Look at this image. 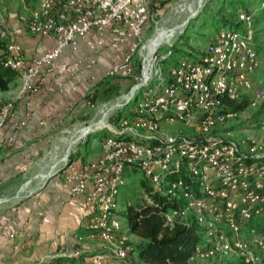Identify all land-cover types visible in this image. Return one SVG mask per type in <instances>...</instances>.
I'll return each instance as SVG.
<instances>
[{
  "label": "built area",
  "instance_id": "2783aa9c",
  "mask_svg": "<svg viewBox=\"0 0 264 264\" xmlns=\"http://www.w3.org/2000/svg\"><path fill=\"white\" fill-rule=\"evenodd\" d=\"M184 3L38 0L37 8L20 20L29 36L47 38L50 46L29 60L17 43V29L5 26L0 13V63L17 75L20 84L15 98L0 107V129L12 116L15 102L24 110L17 125L24 126L38 84L53 73L65 51L83 46L90 55L85 67L90 68L100 50H105L118 60L105 70L104 78L130 79L125 93L97 106L87 125L89 133L80 132L84 127L71 130L74 143L105 131L99 156L76 165L67 158V148L63 159L46 172L45 180L60 176L70 198L80 202L87 212L84 238L99 247L82 248V238H76L67 248L33 257L32 264H129L131 246L115 216V197L124 186L127 169L141 173L142 202L156 208L163 227L180 224L196 229L200 244L188 262L236 259L240 264H264V239L255 236L252 228L264 214V155L252 140L233 143L215 132L230 114L223 100L239 101L250 88L247 75L256 66L251 17L238 13L243 31L219 32L198 57L178 61L163 77L158 64L171 56L172 37L149 49V42L163 30L156 29L142 44L143 30L162 7ZM162 46L168 49L159 56ZM134 52L139 54L138 68L130 61ZM65 69L71 73L74 67ZM152 82L151 94L142 92L136 101L135 93ZM262 101L264 91L255 89L248 105ZM129 104L133 107L128 117L116 118L115 112ZM86 105L92 107L89 101ZM174 121L194 129L197 137L187 139L161 130L160 123ZM261 123L264 126V120ZM11 140L0 135V144ZM242 228H247V238H240Z\"/></svg>",
  "mask_w": 264,
  "mask_h": 264
},
{
  "label": "rangeland",
  "instance_id": "374dc122",
  "mask_svg": "<svg viewBox=\"0 0 264 264\" xmlns=\"http://www.w3.org/2000/svg\"><path fill=\"white\" fill-rule=\"evenodd\" d=\"M261 1L264 0H202L200 5H198V0H185V3L180 7L166 5L160 9L156 18L148 22V25L143 30L142 44H145L154 36L156 29L167 31L164 38L160 40H168L172 37L170 39V41L173 42L171 56L166 60L160 61L158 64L159 70L162 72L163 77H165L167 72L173 68L178 61L191 60L198 57L200 53L205 50V47L215 39L219 32L228 30L243 31L244 25L237 21V14L246 13L250 15V30L254 42L253 50L256 56V66L252 72L247 75L250 88L245 91V94L241 95V99L237 101L240 102L244 100L246 101V105L241 111L230 113L224 122L215 128V132L218 138L233 143L252 140L260 147V152L264 155V126L261 123L264 120V101L254 105H248L253 90L261 89L264 91V6L260 5ZM37 6L38 0H0V13L5 26H23L20 18L28 17L29 13L34 11ZM160 32L162 31H159L157 34ZM25 35L28 34L25 32ZM160 40L155 43L154 47ZM167 49V47L162 46L157 54L160 56L164 54ZM100 51H102V49ZM139 59L138 52H134V54L131 55L130 61L134 68L139 67ZM129 84L130 79L102 77L94 86L85 92V95L81 97L82 101L84 104L86 101H89L92 107L87 105H84L85 107L81 105L75 107L74 111L70 112V115H68L71 120L69 119L70 121L64 123L59 130L54 132L53 137L49 139L42 154L39 155L35 162L36 167L39 168V172H44L41 173V175L46 174L47 170L50 169L49 167H52L62 159L61 157L67 151V148H69L67 158L70 161L76 158H95L93 156L100 151L98 147L99 141L106 136L105 131L92 133L86 138L79 139L74 143L75 140L70 139L71 130L73 128L84 127L80 132L85 133L88 128V123L94 118L97 106L103 103L108 104L115 97L125 93ZM19 86V80L15 78L8 83L5 91H0V107L15 98ZM154 86L155 82H152L149 84L148 88H141L139 92L135 93L136 101H139L142 92L150 95ZM132 104L125 106L121 111H116V118H127L129 111H131L133 107ZM160 128L169 135H179L187 139L197 137L194 129L184 126L177 121L170 124L162 122L160 123ZM63 130H68L70 134H61L60 132ZM94 153L95 155H93ZM81 163L78 162V165ZM39 177L40 174L38 178ZM123 178L124 186L119 189L115 197V216L121 231L127 236V242L131 246L138 244L140 241L129 234L125 220V211L127 206H136L142 202L145 184L141 173L138 171L127 169ZM26 180V178L23 180L17 178L0 188V200L5 199L0 203V210L11 205L12 202L6 201V199L12 197L20 187V196L13 200V203L30 196L31 189L35 188V186L32 187L30 184L26 185ZM37 184L39 183L37 182ZM253 224L254 226H259L257 221H253ZM248 235L247 228H242L239 235L240 238H247ZM84 240L82 236L80 244L88 248L89 245L99 247V244L96 242L87 243ZM84 246L81 247L84 248ZM128 262L129 264H143L141 257L136 253L128 257ZM221 262L215 259H206L194 260L188 262V264H240L236 259H228L227 262Z\"/></svg>",
  "mask_w": 264,
  "mask_h": 264
},
{
  "label": "crops",
  "instance_id": "0c3cea01",
  "mask_svg": "<svg viewBox=\"0 0 264 264\" xmlns=\"http://www.w3.org/2000/svg\"><path fill=\"white\" fill-rule=\"evenodd\" d=\"M15 28L25 60L50 46L47 38L25 35L22 25ZM89 56L83 46L75 52L65 51L55 62L53 73L38 84V92L32 97L30 117L24 126L17 125L24 110L21 103L15 102L12 116L0 129L1 136L12 139L10 143L0 144V188L17 178H26L28 184L35 186L29 197L13 203L20 196L15 192L6 199L11 205L0 210V264H32L33 257L67 248L76 238L85 236L87 212L79 201L70 198L60 176L39 179V174L44 172H39L35 162L54 132L71 120L69 113L75 107L86 105L81 98L85 92L104 77L105 70L118 59V56L100 51L95 64L86 68ZM67 65H73V72L66 71ZM99 154L100 151L93 157ZM85 160L92 159L76 158L73 162L78 165Z\"/></svg>",
  "mask_w": 264,
  "mask_h": 264
},
{
  "label": "trees",
  "instance_id": "16d2710c",
  "mask_svg": "<svg viewBox=\"0 0 264 264\" xmlns=\"http://www.w3.org/2000/svg\"><path fill=\"white\" fill-rule=\"evenodd\" d=\"M264 6V1H261ZM3 43L0 42V49ZM17 75L2 67L0 63V91L7 89L8 83ZM225 112L241 111L246 101L223 100ZM156 208L140 202L136 206H127L125 220L129 234L140 242L131 245L132 253L141 257L143 264H188L195 249L200 244V237L193 227L175 224L171 229L163 227ZM264 214L257 220L259 226H254V234L264 239ZM264 263V259H263Z\"/></svg>",
  "mask_w": 264,
  "mask_h": 264
},
{
  "label": "bare ground",
  "instance_id": "6f19581e",
  "mask_svg": "<svg viewBox=\"0 0 264 264\" xmlns=\"http://www.w3.org/2000/svg\"><path fill=\"white\" fill-rule=\"evenodd\" d=\"M201 1H202V0H198V5H200ZM166 33H167V31H162V32H160L159 34H157L156 37H155L154 39H152V40L149 42V44H148V48H149V49L153 48L154 45H155V43H156L158 40H160L161 38H164V36L166 35ZM99 124H101V123L99 122L98 125H99ZM89 129H90V127L88 126L87 130L85 129L86 132H88ZM86 132H85V133H86ZM83 133H84V132H83ZM62 159H63V158H62ZM62 159H61V160H62ZM61 160H59V162H60ZM59 162H58V163H59ZM56 164H57V163H55L53 166H55ZM53 166H52V167H53ZM52 167H49V168L51 169ZM46 176H47L46 174H43V175L40 174L39 179H45ZM2 201H4V200H0V203H1Z\"/></svg>",
  "mask_w": 264,
  "mask_h": 264
},
{
  "label": "water",
  "instance_id": "95a60500",
  "mask_svg": "<svg viewBox=\"0 0 264 264\" xmlns=\"http://www.w3.org/2000/svg\"><path fill=\"white\" fill-rule=\"evenodd\" d=\"M86 133H89V131L88 132H86ZM21 193V187L18 189V191H17V195H19ZM5 200V199H4Z\"/></svg>",
  "mask_w": 264,
  "mask_h": 264
}]
</instances>
